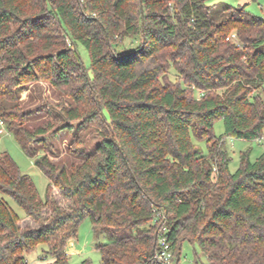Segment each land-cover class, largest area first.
I'll use <instances>...</instances> for the list:
<instances>
[{"label": "trees", "instance_id": "trees-1", "mask_svg": "<svg viewBox=\"0 0 264 264\" xmlns=\"http://www.w3.org/2000/svg\"><path fill=\"white\" fill-rule=\"evenodd\" d=\"M246 7L0 0V119L48 180L43 200L11 156L0 155V264H23L38 243L48 245L46 264H68L66 240L84 217L105 237L96 246L101 264H180L185 239L206 264H264V151L253 161L242 151L231 172L224 141L264 140V12ZM40 79L73 103L32 127L19 97ZM94 121L93 150L70 166L33 146ZM192 137L205 139L206 153ZM2 195L37 225L22 226ZM161 226L170 263L155 257Z\"/></svg>", "mask_w": 264, "mask_h": 264}, {"label": "rangeland", "instance_id": "rangeland-1", "mask_svg": "<svg viewBox=\"0 0 264 264\" xmlns=\"http://www.w3.org/2000/svg\"><path fill=\"white\" fill-rule=\"evenodd\" d=\"M213 2H222L231 6L247 3V10L253 14L262 15L264 12V0H212V3ZM78 52L84 66L87 68L89 66V55L87 50L79 46ZM170 78L174 81V70H171ZM196 95L198 96V93ZM19 99L23 108L31 112L28 124L32 125V127L51 118L55 112L60 111L62 106L73 103L71 96L52 87L44 79L25 84L22 87ZM73 126H76V122L73 123ZM99 129L100 127L97 125L96 121L90 122L87 124L86 128L80 127L77 128V130L75 129L76 131L63 130L55 136L45 135V145H39L37 142H34L33 146L38 148V154H43L44 151H47L49 158L55 162L58 167L70 166L71 163L80 161L82 152L93 150L99 138ZM223 130L222 119L216 120L213 125L214 134L220 135L223 133ZM192 141L203 153L207 152L205 139L192 137ZM224 141L231 157L229 163V170L231 172L235 171L238 167L239 156L242 151L249 150L250 160L252 161L264 151V140L261 139L245 140L227 136ZM2 153L9 154L20 171L31 178L38 191L39 197L44 200L48 184L46 176L33 163L32 158L22 151L6 127H4V133L0 134V155ZM53 194L62 207H67L69 205V200L63 198L57 188H53ZM3 197H5L14 211L22 218L20 222L22 226L37 225L29 221V219L24 218L23 209L13 202L12 199L7 196ZM99 241H105V237L97 238L89 218L84 217L78 225L76 234L66 240L64 250L68 254V264H79L84 259L88 260L89 264H101L100 253L96 247ZM47 247L48 245L46 243H38L31 251L24 254L25 261L23 264H46L51 261V256H47L45 260L40 259V257L43 256V250H46ZM179 263L206 264V259L202 255L197 244L191 243L189 240L185 239L181 242Z\"/></svg>", "mask_w": 264, "mask_h": 264}, {"label": "built area", "instance_id": "built-area-1", "mask_svg": "<svg viewBox=\"0 0 264 264\" xmlns=\"http://www.w3.org/2000/svg\"><path fill=\"white\" fill-rule=\"evenodd\" d=\"M234 36V34L232 35ZM4 127H5V122L4 120L0 119V134L4 133ZM158 216H161L158 214ZM165 227L161 226V229L159 231V236H158V251L155 254V257L158 260H161L166 263H170V258H171V252H170V245L165 237Z\"/></svg>", "mask_w": 264, "mask_h": 264}, {"label": "water", "instance_id": "water-1", "mask_svg": "<svg viewBox=\"0 0 264 264\" xmlns=\"http://www.w3.org/2000/svg\"><path fill=\"white\" fill-rule=\"evenodd\" d=\"M252 1H255V0H252Z\"/></svg>", "mask_w": 264, "mask_h": 264}]
</instances>
